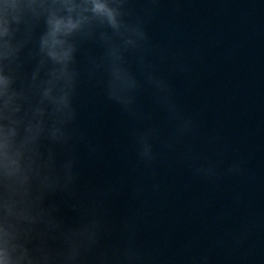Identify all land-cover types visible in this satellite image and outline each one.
<instances>
[{"label":"clouds","instance_id":"1","mask_svg":"<svg viewBox=\"0 0 264 264\" xmlns=\"http://www.w3.org/2000/svg\"><path fill=\"white\" fill-rule=\"evenodd\" d=\"M162 0H0V264H153L127 224L106 244L109 210L97 192L79 195L82 82L99 88L127 120L138 164L152 168L164 151L179 153L192 175L215 183L241 175L244 161L221 172L218 162L185 143L198 135L195 117L176 99L171 75L191 71L182 53L154 44L148 31ZM134 5H139L136 7ZM178 10V9H177ZM149 94L170 131L141 109ZM159 189V185H153ZM72 198L77 220L68 225L57 194ZM206 253L189 264H208Z\"/></svg>","mask_w":264,"mask_h":264},{"label":"water","instance_id":"2","mask_svg":"<svg viewBox=\"0 0 264 264\" xmlns=\"http://www.w3.org/2000/svg\"><path fill=\"white\" fill-rule=\"evenodd\" d=\"M227 264H264V0H255L248 110Z\"/></svg>","mask_w":264,"mask_h":264}]
</instances>
